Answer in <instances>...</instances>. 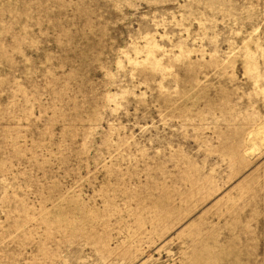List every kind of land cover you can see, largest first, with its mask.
I'll return each instance as SVG.
<instances>
[{
    "label": "rangeland",
    "instance_id": "1",
    "mask_svg": "<svg viewBox=\"0 0 264 264\" xmlns=\"http://www.w3.org/2000/svg\"><path fill=\"white\" fill-rule=\"evenodd\" d=\"M0 264H264V0H0Z\"/></svg>",
    "mask_w": 264,
    "mask_h": 264
}]
</instances>
